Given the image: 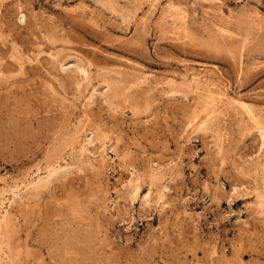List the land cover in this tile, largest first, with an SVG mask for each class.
<instances>
[{
    "label": "rangeland",
    "instance_id": "374dc122",
    "mask_svg": "<svg viewBox=\"0 0 264 264\" xmlns=\"http://www.w3.org/2000/svg\"><path fill=\"white\" fill-rule=\"evenodd\" d=\"M0 264H264V0H0Z\"/></svg>",
    "mask_w": 264,
    "mask_h": 264
},
{
    "label": "bare ground",
    "instance_id": "6f19581e",
    "mask_svg": "<svg viewBox=\"0 0 264 264\" xmlns=\"http://www.w3.org/2000/svg\"><path fill=\"white\" fill-rule=\"evenodd\" d=\"M258 133V132H257Z\"/></svg>",
    "mask_w": 264,
    "mask_h": 264
}]
</instances>
